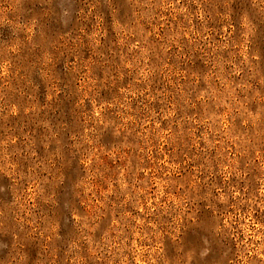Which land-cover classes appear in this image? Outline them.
Returning <instances> with one entry per match:
<instances>
[{
  "label": "rangeland",
  "instance_id": "rangeland-1",
  "mask_svg": "<svg viewBox=\"0 0 264 264\" xmlns=\"http://www.w3.org/2000/svg\"><path fill=\"white\" fill-rule=\"evenodd\" d=\"M0 264H264V0H0Z\"/></svg>",
  "mask_w": 264,
  "mask_h": 264
}]
</instances>
